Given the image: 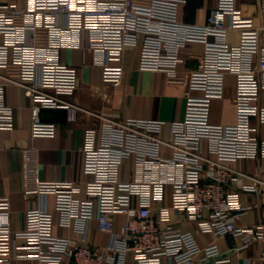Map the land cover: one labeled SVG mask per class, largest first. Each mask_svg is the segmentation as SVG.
Instances as JSON below:
<instances>
[{"label": "built area", "instance_id": "obj_1", "mask_svg": "<svg viewBox=\"0 0 264 264\" xmlns=\"http://www.w3.org/2000/svg\"><path fill=\"white\" fill-rule=\"evenodd\" d=\"M260 1L261 23L246 16L238 0H218L204 24L190 25L179 20L187 0H0V68L12 63L20 68L19 81L0 75V131L15 126L14 110L4 99L7 85H19L35 102L34 136L57 133V124L42 122V109H69L70 121L75 120L77 111L67 98L77 90L78 68L61 63L63 48L85 47L102 68L103 82L117 85L125 75L123 56L129 47H140L139 70L176 77L187 46L204 45L201 61L190 73L183 120L100 116L99 126L88 128L84 137L85 172L92 180L84 187L40 184V196H56L58 219L45 207L35 208L27 213L25 228L15 231L10 199L0 197V264H127L130 259L134 264H240L230 252L256 243L262 245L264 262V205L258 223L237 226L252 207H243L233 189L244 176L236 163L264 159ZM231 32L239 34L236 45L228 41ZM228 76L234 77L236 122L213 124L211 102L226 97ZM131 160L140 172L125 181L122 169ZM169 188L170 204L155 217V205L165 203ZM243 191L258 192L260 186L246 185ZM174 213L195 222L203 234L240 238L243 245L228 251L216 242L202 245L176 226ZM119 215L124 220L117 226ZM95 219L109 238L101 247L86 246ZM56 225L70 236L57 235Z\"/></svg>", "mask_w": 264, "mask_h": 264}, {"label": "crops", "instance_id": "obj_2", "mask_svg": "<svg viewBox=\"0 0 264 264\" xmlns=\"http://www.w3.org/2000/svg\"><path fill=\"white\" fill-rule=\"evenodd\" d=\"M218 0H187L179 10V20L190 25L204 24L211 10L217 7ZM246 16L254 17L257 23L263 20L260 0H238ZM21 22V19H19ZM44 32L42 42L47 41ZM0 37V42L2 41ZM140 44L142 37L139 39ZM229 43H239V34L231 32ZM87 44L85 43V46ZM204 51L202 43H190L184 51V63L179 66L176 77L160 72L139 70L140 47H129L123 56L125 75L117 85L105 84L102 80V68L97 65L95 55L85 47L63 48L59 52L61 63L78 68V87L74 95L67 98L76 109V118L70 121L72 111L69 109H42L40 117L44 123L57 124V133L53 137L34 136L32 133V108L35 102L28 97L19 85H7L4 99L12 107L15 126L12 130L0 131V197H8L11 202V225L15 231L25 228L27 213L35 208L45 207L49 212H56V196L48 194L42 197L37 193L41 183L72 182L84 187L92 180L85 172L84 137L88 128L98 127L100 116L114 120L151 119L166 122L181 121L185 115V93L190 84V73L201 61ZM115 64V63H114ZM0 75L20 80V68L12 63L7 68H0ZM4 80L0 78V83ZM234 77L228 76L226 97L211 102L210 121L217 125H233L236 122V105L234 96ZM201 96L200 92H194ZM264 138V125L261 127ZM168 131L165 128L162 136ZM170 154L169 150H165ZM244 173L235 183L233 189L239 192L243 207H252L237 221V226H250L259 222V207L264 205V159H242L234 165ZM139 167L133 162L122 169L125 181L136 179ZM258 184L260 191L245 192L246 185ZM156 204L153 215L158 217L159 208L170 204ZM85 195H82V197ZM116 225L120 226L124 218L116 216ZM172 220L183 231L193 233L202 245L216 242L224 251L241 247L240 238L216 237L200 232L195 222L184 215L174 213ZM162 226H164L162 224ZM55 233L62 237L70 236V231L56 225ZM108 235L99 231L97 220L89 225L86 246H104ZM262 245H255L237 252H230L234 261L240 264H264L260 260ZM15 264H40L36 261L16 262ZM127 264H134L130 259ZM165 264H172L166 261Z\"/></svg>", "mask_w": 264, "mask_h": 264}]
</instances>
